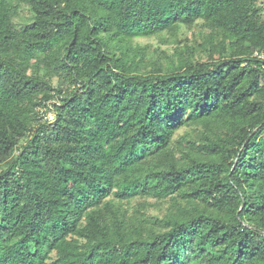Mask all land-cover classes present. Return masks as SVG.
I'll return each mask as SVG.
<instances>
[{"label": "trees", "instance_id": "1", "mask_svg": "<svg viewBox=\"0 0 264 264\" xmlns=\"http://www.w3.org/2000/svg\"><path fill=\"white\" fill-rule=\"evenodd\" d=\"M262 3L0 0V264H264Z\"/></svg>", "mask_w": 264, "mask_h": 264}, {"label": "rangeland", "instance_id": "2", "mask_svg": "<svg viewBox=\"0 0 264 264\" xmlns=\"http://www.w3.org/2000/svg\"><path fill=\"white\" fill-rule=\"evenodd\" d=\"M264 9V0L262 3ZM203 32L198 26L191 28H181L176 35L163 33L161 35L150 38H139L133 41L134 44H138L141 47L147 48V52L150 57H159L160 59L166 54H171L176 46L184 45H198L202 42ZM205 58L202 57V60ZM55 80L53 84H55ZM48 112V111H47ZM46 112V113H47ZM186 128H182L178 131L177 136H180L186 132ZM148 203L153 204L154 200H147ZM134 204V202H133ZM132 204V205H133ZM147 213L149 215L161 216L164 213V205L161 206H149L147 207Z\"/></svg>", "mask_w": 264, "mask_h": 264}, {"label": "built area", "instance_id": "3", "mask_svg": "<svg viewBox=\"0 0 264 264\" xmlns=\"http://www.w3.org/2000/svg\"><path fill=\"white\" fill-rule=\"evenodd\" d=\"M254 58L264 62V50H255L252 55ZM45 120L51 122L53 120V112L48 110V112L44 115Z\"/></svg>", "mask_w": 264, "mask_h": 264}]
</instances>
